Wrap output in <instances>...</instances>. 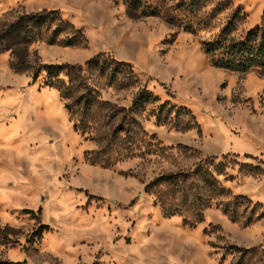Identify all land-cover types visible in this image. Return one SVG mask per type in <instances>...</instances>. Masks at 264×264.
Returning a JSON list of instances; mask_svg holds the SVG:
<instances>
[{
    "label": "rangeland",
    "instance_id": "rangeland-1",
    "mask_svg": "<svg viewBox=\"0 0 264 264\" xmlns=\"http://www.w3.org/2000/svg\"><path fill=\"white\" fill-rule=\"evenodd\" d=\"M188 1L0 0V29L58 11L81 33L68 28L51 45L56 21L45 37L0 53V261L264 264V75L215 68L201 46L231 19L237 39L262 25L264 0H200L194 32L165 18L184 19L176 6ZM98 54L134 74L125 66L110 80L112 69L86 65ZM44 64L81 69L69 80L75 98L89 96L81 126L44 73L32 81ZM143 88L159 100L132 112L131 137L114 136ZM205 165L221 174L201 215L191 199L182 216H166L157 200L164 184L145 192L159 177ZM231 247L252 253L240 260Z\"/></svg>",
    "mask_w": 264,
    "mask_h": 264
},
{
    "label": "trees",
    "instance_id": "trees-1",
    "mask_svg": "<svg viewBox=\"0 0 264 264\" xmlns=\"http://www.w3.org/2000/svg\"><path fill=\"white\" fill-rule=\"evenodd\" d=\"M134 2L137 3V0H134ZM198 2H200V0H189L188 2H182L176 6V9L185 13L184 19H187V21L184 19L177 21L176 17L178 15H174L172 17H165L167 23L174 26L177 24L188 32H194L195 30H193L192 27L193 21L190 19V17L195 12ZM218 3L229 4L230 2L218 0ZM236 13L237 17H240V9H237ZM143 14L145 16H160V13L157 11H144ZM56 21L59 22V25L56 26V28L53 30V33L48 37L47 42L49 44L54 45L56 42H58V39L55 37V35L62 34L68 28L74 32L73 35L81 34L79 30H75L72 24L63 19L58 11H44L41 13L23 15L15 22L5 25L3 29H0V53L8 52L12 49V47L17 45H23L39 40L42 36L45 37L50 32L53 23ZM235 28L236 20L231 19L214 38L208 41H203L201 46L205 56L209 59L211 65L218 69L240 74L258 72L264 75V22L262 25L249 30L243 37L239 39L233 36ZM74 40L75 39L64 40L63 44L66 47L78 44V41ZM86 65L98 69L103 75H107L108 70L112 69L110 71L111 73L107 75L110 80L113 79V72L121 67L126 66L130 73L134 74L133 70L128 64L115 63V65H112V61L103 59L101 54H98L87 61ZM80 72V68H74L67 64H44L40 67H36L32 73L33 82L37 81L40 75L44 73L45 85L59 90L61 97L66 101V109L72 114L73 117L75 116L76 128L77 126H81L82 122L85 121L88 112L87 103L89 102V96L87 93L75 98V91H73L71 84L69 83L72 80V75ZM88 88L89 87L87 86V91L90 90ZM158 100L159 99L154 97L153 94L147 90V88L139 90L132 101L130 109H128L129 112L123 111L125 112L123 115L124 122L115 127L112 131V134L115 136L117 133L124 132L127 136L125 140L128 138V136L131 137L132 135L129 128L130 123L133 120V117H131L132 112L143 104L157 102ZM82 102H84L83 108L76 110L77 104H81ZM168 108L169 107L167 104L159 107V115H161L163 111ZM77 113H79V117H76L75 114ZM126 113H129V115L126 116ZM214 168L215 169L212 171L207 167V165H205L203 168L200 167L197 169V171L194 172V176L193 174L192 176L188 174H179L159 177L145 187V192L148 194H154L152 191L155 190V188L163 186L164 184L166 185V189L164 187L162 192L167 194L166 190L168 188L170 199H167L164 194L161 193L157 196V200L160 202V206L162 207V210L166 216H182V212L187 209L188 204H191V199L194 201L193 204H195V214L201 215L203 210L201 209L202 198L206 197V194L215 193L217 189L218 182L214 177V172L217 171V175H220L221 171L219 170L220 167L218 166ZM204 187L207 188V193L202 195L203 193H201V188ZM176 195H178V197ZM242 200L245 201L246 199L242 198ZM24 212L30 213L31 211ZM201 218L199 219V222L202 221ZM232 250H235V252L241 254L239 257L240 260L244 259L246 255L252 253L250 250L236 249L235 247H231V251L227 250V253L233 252ZM0 264L21 263L0 261Z\"/></svg>",
    "mask_w": 264,
    "mask_h": 264
}]
</instances>
